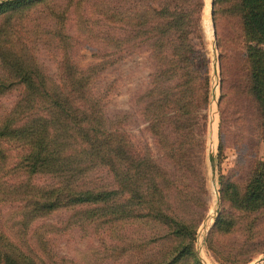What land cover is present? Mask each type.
Masks as SVG:
<instances>
[{
  "label": "trees",
  "instance_id": "16d2710c",
  "mask_svg": "<svg viewBox=\"0 0 264 264\" xmlns=\"http://www.w3.org/2000/svg\"><path fill=\"white\" fill-rule=\"evenodd\" d=\"M19 1L0 4V97L15 85L22 88L13 107L0 116V208L11 202L22 206L10 234L0 222V264H79L53 249L48 232L32 229L35 221L61 209L72 214L59 231L78 227L86 235L93 232L103 239L105 249L94 257L105 260L118 255L122 259L132 254L135 264H177L192 253L187 240L200 222H189L184 216L193 204L200 175L189 160L192 124L187 122L189 108L182 93H204L190 77L184 64L189 59L179 53L185 47L177 42L190 27L192 15L203 12L204 0L200 10L192 0H163L162 4L158 0H123L128 4L123 12L126 16L120 17L118 12L128 37L123 41L157 38L171 49L166 55L173 71L165 79L162 98L167 115L180 120L171 126L168 138H174L166 145L173 174L153 159L149 149L138 153L126 133L112 130L104 106L93 93L92 73H87L94 67L81 72L68 65L63 81L39 67L32 45L45 35L54 42L57 37L70 38L64 20L68 9H80L79 1L63 0L61 5L56 0ZM219 1L227 0H214V4ZM29 4L32 6L25 9ZM40 8L54 16V26L35 35L29 25H40L31 12ZM14 9L19 12L1 17ZM235 12L249 39L251 71L242 73L241 90L254 99L255 121L264 130V0H238ZM161 89L160 85L154 94ZM154 106L159 115V104ZM13 149L18 151V162H11ZM259 164L242 199V211L249 214L264 211V162ZM102 169L113 179L114 187L100 181ZM35 175H48L55 182L36 184ZM232 187L224 188L225 197L234 196L229 190ZM96 260L90 264H97Z\"/></svg>",
  "mask_w": 264,
  "mask_h": 264
},
{
  "label": "rangeland",
  "instance_id": "374dc122",
  "mask_svg": "<svg viewBox=\"0 0 264 264\" xmlns=\"http://www.w3.org/2000/svg\"><path fill=\"white\" fill-rule=\"evenodd\" d=\"M9 1L16 0H0V4ZM78 1L80 9H68L64 20L65 32L70 38L57 37L54 42L45 35L32 45L39 67L43 73L61 81L68 73V65L81 72L94 67L87 73H92L93 93L104 106L112 130L126 133L138 153L149 149L153 159L173 174L166 145L174 138L173 135L168 138L171 126L180 120L167 115L162 98L165 79L173 71L167 56L170 47L166 42L159 43L157 38L123 41L122 38H128L124 22L118 21V12L124 17L123 12L128 9L123 0ZM192 1L200 10L202 0ZM54 3L61 5L64 1ZM158 3L162 4L163 0ZM31 6L29 4L25 9ZM237 7L238 0L216 4L214 0H204L203 12L192 15L190 27L177 42L185 47V51L179 50V53L189 59L183 61L190 77L204 92L182 93L189 108L187 122L192 124L189 160L196 165L200 175L193 204L190 203L191 208L184 216L189 222H200L187 240L191 243L192 253L177 264H264V211L250 214L242 211L246 186L253 172L260 167L259 163L264 162V130L255 121L254 99L241 90L243 74L250 72L251 67L249 39L235 12ZM16 10H9L1 17L4 19L19 12ZM31 13H34L33 21L40 25H29L35 35L42 29L53 28L54 16L48 15L44 8ZM65 60L68 64L62 65ZM177 74L176 70L175 76ZM175 82L177 78L171 84ZM160 85V93L154 94ZM21 90L19 85L4 90L0 97V116L13 107ZM168 91L167 86L165 93ZM174 91L176 89L171 92V98ZM150 93L154 97L149 96ZM158 98L162 102L158 103ZM154 104H159V115ZM10 155L11 162H18L16 149ZM98 176L103 184L115 186L105 169ZM33 181L39 185L55 182L48 175H35ZM228 185L233 186L229 190L234 196H224V188ZM21 207L19 203L11 202L0 208V222L8 234L13 220L20 218ZM71 214L68 209L56 210L35 221L32 229L48 232L53 249L79 264H90L96 259L97 264L137 262L132 254V257L122 259H117L118 255L105 260L101 256L94 257V253L105 249L102 238L93 232L86 235L78 227L59 231ZM191 238L192 242L189 241ZM104 240L111 243L109 239ZM245 260L248 262L242 263Z\"/></svg>",
  "mask_w": 264,
  "mask_h": 264
},
{
  "label": "water",
  "instance_id": "95a60500",
  "mask_svg": "<svg viewBox=\"0 0 264 264\" xmlns=\"http://www.w3.org/2000/svg\"><path fill=\"white\" fill-rule=\"evenodd\" d=\"M261 262H262V260H261Z\"/></svg>",
  "mask_w": 264,
  "mask_h": 264
}]
</instances>
